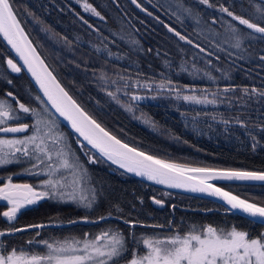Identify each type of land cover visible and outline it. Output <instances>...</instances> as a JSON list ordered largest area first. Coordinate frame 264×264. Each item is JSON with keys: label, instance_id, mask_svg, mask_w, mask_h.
<instances>
[{"label": "trees", "instance_id": "trees-1", "mask_svg": "<svg viewBox=\"0 0 264 264\" xmlns=\"http://www.w3.org/2000/svg\"><path fill=\"white\" fill-rule=\"evenodd\" d=\"M86 1L99 16L85 13L71 0H11L49 67L92 117L128 144L161 158L194 166L264 172V96L260 95L264 91V37L220 11L223 5L234 15L264 26V13L257 11L264 8V0H210L215 7L200 0ZM231 27L239 29L240 47H236ZM169 28L192 43L180 40ZM9 59L20 67L0 38V99H7L14 107L19 101L55 118L86 170L95 202L89 209L45 199L8 221L2 215L6 203L0 200V230L80 217H114L95 224L17 232L0 240V251L16 248L39 253L44 246L38 241H63L85 234L92 237L114 230L125 237L130 251L127 257L133 250L142 251L141 243H136L142 237L186 232L191 226L235 227L252 238L264 234L263 223L227 211L220 202L149 184L104 160L60 121L22 69L12 71ZM134 77L151 82V88L128 85ZM104 78L120 84L125 94L117 93L108 85L112 80ZM174 87L211 90L217 102L186 103L172 95ZM225 88L234 90L225 92ZM245 88L249 93H244ZM253 88L256 93L251 92ZM154 91V101L132 100V93ZM9 92L12 97H7ZM135 114L146 116L155 129L140 123ZM30 122V115L23 113L6 125ZM18 169L15 164L0 166V182ZM11 177L15 182L32 180ZM222 185L264 205V184ZM127 221L135 223L131 226ZM125 257L118 264L126 263Z\"/></svg>", "mask_w": 264, "mask_h": 264}, {"label": "snow or ice", "instance_id": "snow-or-ice-1", "mask_svg": "<svg viewBox=\"0 0 264 264\" xmlns=\"http://www.w3.org/2000/svg\"><path fill=\"white\" fill-rule=\"evenodd\" d=\"M137 3V0H132ZM204 5L215 7L210 0H200ZM139 7L140 5L137 4ZM85 10H91L95 15L100 13L90 4H84ZM146 11V10H145ZM220 11L227 13L229 17L239 21V24L254 30L255 33L264 37V26L260 23H253L250 19L239 15H234L227 7L220 5ZM257 11L264 13V8ZM231 32L236 34V47H240L238 32L239 29L231 27ZM169 31L175 32L180 40H188L186 36L173 28ZM0 35H2L13 49L23 59L28 70L36 78L44 95L52 106L71 122V126L84 137L89 144L98 149L108 160L126 168L129 172L146 176L149 180H155L160 184H168L177 188H189L192 191L208 193L221 197L231 206L232 209L242 210L252 217H259L264 220V205L250 202L234 195L223 188L218 187L213 181H264V172L241 171L235 169H217L207 167H192L187 164H179L160 159L156 156L139 151L135 147H130L123 143L115 135L105 130L95 119L88 115L79 104L60 85L56 77L48 70L47 65L39 57L35 48L32 47L17 19L16 12L11 0H0ZM196 47H200L198 44ZM264 60V56L261 57ZM8 66L14 72H20L21 68L11 59L7 60ZM160 87H164L163 84ZM234 89L225 88L224 91ZM244 93H249V89H243ZM256 93L257 89H251ZM111 95V94H110ZM179 96V93H177ZM264 96V91L260 92ZM13 93H7V97H12ZM137 97H133L136 99ZM39 99V97H37ZM186 101H196L215 103L206 101V97L201 99L196 95H185ZM19 109L24 113H36V109H31L24 103L17 101ZM15 109L7 99H0V125L7 123L13 118ZM38 115V113H37ZM41 120L37 119L32 135L25 136L24 139H5L0 137V165H6L19 160L16 154L23 157L35 159L38 164L43 165L45 160L52 161L47 165L46 170L49 178L43 180L40 186L31 184H16L12 178L8 182L0 185V199L8 202L11 207L3 212V216L8 221L17 218V214L29 206L38 205L45 199L59 201H75L84 208H92L95 202V193L89 190L85 194V189L81 187L82 181L86 178V170L81 169L75 162L68 158L69 153L63 148L51 149L47 141L51 140L53 145H59L63 139L62 135L53 136L51 129L41 133L39 125ZM30 125L20 124L15 127H0V132L20 133L29 129ZM33 145V148H29ZM53 150L56 161H53ZM42 154V155H41ZM33 169L37 164L32 165ZM61 169L71 170V181L61 174L60 179H54L53 175L60 173ZM39 189V190H38ZM70 189V190H66ZM79 192V195H77ZM162 204V201H155ZM85 219H87L85 217ZM101 220L104 217H100ZM134 224V221H127ZM73 223V221H69ZM44 224H30L24 228H9L0 230V236L6 232H21L28 228H43ZM163 227V226H158ZM39 235V232H37ZM32 243V241H29ZM46 246L47 251L43 254L29 253L24 250L12 248L10 251H0V264H118L114 258H122L126 252V240L120 231H102L99 235L89 238L85 234L84 238L65 239L49 243L47 240L38 241ZM142 243L145 251L141 254L138 250H133V255L127 264H264V234L252 238L246 231L237 230L232 227L230 230L214 227L211 224L197 228L191 226L186 232H173L170 235L159 238L156 236H145L136 241ZM2 247V244H0Z\"/></svg>", "mask_w": 264, "mask_h": 264}, {"label": "rangeland", "instance_id": "rangeland-1", "mask_svg": "<svg viewBox=\"0 0 264 264\" xmlns=\"http://www.w3.org/2000/svg\"><path fill=\"white\" fill-rule=\"evenodd\" d=\"M71 1L76 3L77 5H79L80 8L82 9V11H84L85 13H87V14H89L91 16H97L91 10H85L84 4L85 3L89 4L86 0H71ZM104 80H112V79L104 78ZM124 80H126V79H124ZM108 85H112L117 93L125 94V90L123 89V87H121L120 84L113 82V80L111 82H109ZM128 85H132L136 89H137V87H139V88L145 87L147 89H150L151 88L150 85H152V83L151 82H147L145 80H141V79H139L137 77H134L133 80L131 81V84H128ZM185 89H187L188 91H184ZM185 89H182V87H174L173 91H172V95L178 97L180 100L185 101L186 103H191V104H196V105H209V104H215L217 102L216 96H213V95H216V93L211 91V90L202 89L200 91H189L190 87H185ZM126 90H127V87H126ZM177 93H179V96L177 95ZM211 94H213V95H211ZM156 95H157V91L150 92V93L146 92V93H143V94L135 92V93H132L131 96H132V98L134 96L137 97L136 99H132V100H135V101L136 100H143V99L146 100V101H154ZM185 95H196L197 97H199L201 99H204L206 97V101H213L214 100L215 103H210V102L198 103L196 101H186V100L183 99V96H185ZM127 106L131 110V106L130 105H127ZM11 107L13 109H15V111L13 113V118L17 117L19 114L21 115V114L24 113L22 110L19 109V106L14 107V106L11 105ZM31 109H36V108H31ZM37 113H38V115H37ZM26 114L30 115V117L32 119V122L26 123V124L30 125L29 129L25 130L24 132H20V133H4V132H0V137L5 138V139H21L22 140V139H24L25 136L33 134V132L35 131V128L31 127V126H34L36 124L37 119H40L41 120V124L39 125V127L41 129V133L42 134L45 133V132H48L49 129H51V133H52L53 136H57V135H62L63 136V139L61 140L59 145H53V142L51 140L47 141L49 147L51 149L63 148L66 152L69 153V156H68L69 160L71 162L77 163L81 169H84L81 166L80 162L76 159V156H75V154H74V152L72 150L71 144L68 141V138H67L65 132L58 125V123H56L57 121L55 120V118H53V116H51L49 118L46 113H43V111H41L39 109H36V113L29 112V113H26ZM135 117L140 123H142V124H144L146 126H150L151 128L155 129V126H153L151 120H149L146 116L144 117V116H142L140 114H135ZM9 120H11V119H9ZM17 125H20V124H14V125H6V124H4V125H0V127H15ZM5 134H14V135L7 136ZM33 147H34L33 145H29L30 149L33 148ZM16 155L18 157H20L19 160L13 161L12 163H9V164H6V165H0V166H7V165L15 164V165L18 166L19 169L14 175H11V176H25V177L32 178V180L30 182H26V183L15 182L14 180H12L13 183H16V184H31V185H34V186H40L41 182L43 180H46V179L49 178V173L46 170V168H47V165L49 163H52V161L45 160L44 164L40 165L33 158L23 157V156H21L20 153H17ZM56 160H57V157L55 156V151L53 150V161H56ZM93 160H94V157L92 155H89V161H93ZM33 164H37V167L35 169H33V167H32ZM70 172H71V170L61 169L60 173H56V174L53 175V178L54 179H60L61 174H63V176L68 178V181L70 183V181H71ZM11 176L4 177V182L2 183V181H1L0 185H2L4 183H7L8 182V178L11 177ZM2 178L3 177L0 176V180ZM81 187H83L85 189V194L86 195L89 194V190L93 191V189L91 187V184L89 182L87 173H86L85 180L82 181V183H81ZM66 190H70V189H66ZM77 195H79V192H77ZM46 200H50L52 202L59 203V204L60 203L61 204H74V205L82 206V205H80L79 203H77L75 201H67V200L59 201V200H53V199H46ZM5 203H6V207H7L5 211H7L8 208L11 207V205H9L8 202H5ZM46 222H48V221H46ZM112 231H114V230H112ZM96 235H99V234H95L94 236H96ZM94 236H92V237H94ZM163 237H166V236H163ZM163 237H159V238H163ZM2 238H0V240ZM89 238H91V236H89ZM77 239H82V238H77ZM46 240L48 241V239H46ZM54 241H60V240H54ZM49 243H52V241H50ZM39 244L44 246V249L41 252H39V253L40 254L45 253L47 251L46 246L44 244H42V243H39ZM140 246H141V250H142L140 253L143 254L144 251H145V247H144V245L142 243L140 244ZM125 247H126V252L122 254V258H124L127 254H129L128 253L129 250H127V244L125 245ZM0 249H1V247H0ZM36 253H38V252H36ZM132 255H133V253L131 255H128L127 257H125V259L123 261L130 260L132 258ZM114 259L119 260L121 258H114ZM109 264H111V262H109ZM123 264H127V262L126 263L124 262Z\"/></svg>", "mask_w": 264, "mask_h": 264}, {"label": "water", "instance_id": "water-1", "mask_svg": "<svg viewBox=\"0 0 264 264\" xmlns=\"http://www.w3.org/2000/svg\"><path fill=\"white\" fill-rule=\"evenodd\" d=\"M17 15V14H16ZM17 19L20 21V19L18 18L17 16ZM20 24H21V27L24 29V32L25 34L27 35L28 39L31 41V45L32 47L35 48L36 52L39 54V57L44 61V63L47 65L48 67V70L52 72V74L56 77L57 81L60 83V85L65 89V91L68 92V90L64 87V85L60 82V80L57 78V76L54 74V72L52 71V69L49 67V65L47 64V62L45 61V59L43 58V56L41 55V53L39 52V50L37 49V47L35 46V44L33 43V41L31 40L30 36L28 35L26 29L24 28L23 24L21 23L20 21ZM0 38L3 40V42L6 44V46L9 48V50L12 52V54L15 56V58L17 59V61L19 62L20 64V67L21 69L24 71V73L28 76V78L30 79V81L33 83V85L35 86V88L37 89L38 93L40 94V96L42 97V99L45 101V103L51 108V110L56 114V116L60 119V121L65 124V126L71 131L73 132L77 137L78 139L83 143L85 144L86 146H88L89 148H91L93 151H95L97 154H99L104 160H106L107 162H109L110 164H112L113 166H115L116 168L124 171L125 173L137 178V179H140L144 182H147L149 184H153L155 186H159V187H162L164 189H168V190H172V191H177V192H182V193H186V194H190V195H194V196H199V197H204V198H209V199H212V200H215L217 202H220L221 204H223L224 206H226L227 208V211H230V212H233V213H238V214H241L243 216H246L252 220H255L256 222H260V223H263L264 224V220H262L261 218L259 217H252L250 216L249 214L247 213H244L242 210H239V209H232L230 205L227 204V202L225 200H223L221 197H218V196H213V195H210L208 193H204V192H199V191H192L191 189L189 188H177V187H172L168 184H160L158 183L157 181L155 180H149L146 176H142V175H138L137 173L135 172H129L126 168H122L120 167L119 164H116L114 163L113 161L111 160H108V158L106 156H103L98 149L94 148L91 144L88 143V141H86L84 139L83 136H81L72 126H71V122L69 120H67L64 116H61L59 112L56 111V109L52 106L51 102L48 101L47 97L44 95V92L43 90L40 88L39 86V83L37 82L36 78L31 74V72L28 70V67L27 65L24 64V61L23 59H21V57L19 56V54L15 51V49L12 48V46L7 42V40L2 36L0 35ZM68 94L74 99V97L68 92ZM75 100V99H74ZM76 101V100H75ZM77 104H79L77 101H76ZM80 105V104H79ZM80 107L88 114L90 115L81 105ZM91 116V115H90ZM92 117V116H91ZM93 119H95L94 117H92ZM96 120V119H95ZM97 121V120H96ZM98 122V121H97ZM99 123V122H98ZM100 124V123H99ZM101 125V124H100ZM102 127H104L103 125H101ZM105 128V127H104ZM105 130H107L105 128ZM108 132H110L109 130H107ZM112 135H114L112 132H110ZM116 136V135H115ZM117 137V136H116ZM118 139H120L119 137H117ZM123 143H127L125 141H123L122 139H120ZM128 144V143H127ZM130 147H134L130 144H128ZM136 148V147H135ZM138 149V148H137ZM139 151H143V150H140L138 149ZM147 154H150L146 151H143ZM150 155H153V154H150ZM155 156V155H153ZM158 157V156H156ZM160 159H163V160H167V161H171V162H175V163H179V164H184V163H180V162H176V161H173V160H168V159H165V158H161V157H158ZM187 165H190V164H187ZM192 167H204V166H194V165H190ZM207 168H214V167H207ZM217 169H228V168H217ZM235 170H241V169H235ZM241 171H251V170H241ZM252 172H261V171H252ZM213 183H215L218 187H221L223 188L225 191H229L231 193H233L234 195H238L240 196L242 199H247L231 190H229L228 188L224 187L222 184L224 183H244V184H264V181H225V180H220V181H213ZM249 200V199H247ZM250 202H254V201H251L249 200ZM256 203V202H254ZM259 204V203H258ZM262 205V204H261ZM100 217H104L103 220L100 219ZM98 218H89V217H86L87 219H85V217H80V218H76V219H73V220H69V221H73V223H69V221H58V222H54V221H48V222H40V223H36V224H44L45 226L43 228H60V227H65V226H70V225H74V224H95V223H99L101 221H104L106 219H110V218H113L114 216L113 215H103V216H100ZM128 223V222H127ZM131 226H133V224H131ZM25 226L23 227H20V228H24ZM34 229H39L41 230L42 228H28L27 230H34ZM3 230H7V229H3ZM17 232H11V233H8L6 232V234L4 236H9V235H14L16 234ZM4 236H0V238L4 237Z\"/></svg>", "mask_w": 264, "mask_h": 264}, {"label": "flooded vegetation", "instance_id": "flooded-vegetation-1", "mask_svg": "<svg viewBox=\"0 0 264 264\" xmlns=\"http://www.w3.org/2000/svg\"><path fill=\"white\" fill-rule=\"evenodd\" d=\"M1 201H4V202H7V201H5V200H2V199H0Z\"/></svg>", "mask_w": 264, "mask_h": 264}]
</instances>
